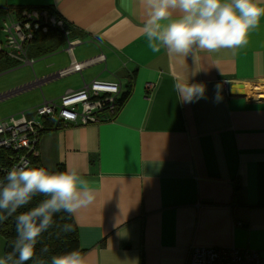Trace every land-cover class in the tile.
<instances>
[{
  "label": "crops",
  "instance_id": "obj_1",
  "mask_svg": "<svg viewBox=\"0 0 264 264\" xmlns=\"http://www.w3.org/2000/svg\"><path fill=\"white\" fill-rule=\"evenodd\" d=\"M0 7L14 17L49 9L69 32V39L55 29L37 34L31 64L9 58L7 72L28 65L33 74L15 78L0 101L35 94L12 114L33 118L44 100L95 79L120 83L121 94L132 85L113 121L47 130L38 144L45 168H77L96 190L73 216L87 264H191L198 248L226 258L250 249L264 259V98L252 97L264 94V19L246 46L197 51L194 61L148 48L139 4L134 14L121 0H0ZM73 64L84 69L57 76ZM188 80L205 86L190 103L175 89ZM5 245L0 235V257Z\"/></svg>",
  "mask_w": 264,
  "mask_h": 264
},
{
  "label": "clouds",
  "instance_id": "obj_2",
  "mask_svg": "<svg viewBox=\"0 0 264 264\" xmlns=\"http://www.w3.org/2000/svg\"><path fill=\"white\" fill-rule=\"evenodd\" d=\"M137 4L145 13L143 35L148 48L153 53L165 50L169 56L191 55L194 61L197 51L212 53L246 46L264 19V0H121V7L133 14ZM175 89L189 103L205 93L203 84L189 80L176 83ZM95 194L77 168L50 172L27 162L13 166L0 181V221L14 217L16 239L13 251L0 257V264L33 260L40 237L55 225L56 214L74 216L93 203ZM38 196L42 199L27 207ZM61 230L70 233L74 229L65 223ZM40 251L47 253V246ZM50 264H87V260L73 250L53 255Z\"/></svg>",
  "mask_w": 264,
  "mask_h": 264
},
{
  "label": "built area",
  "instance_id": "obj_3",
  "mask_svg": "<svg viewBox=\"0 0 264 264\" xmlns=\"http://www.w3.org/2000/svg\"><path fill=\"white\" fill-rule=\"evenodd\" d=\"M49 10L25 9L19 16L4 15L1 19L0 52L17 63L31 64L29 46L37 34L49 30L65 34V22ZM57 28V29H56ZM59 29V30H58ZM78 41H69L73 47ZM101 58V56H100ZM89 63V62H88ZM90 64V63H89ZM83 64L57 73L65 77L72 73L82 72ZM121 85L118 82H107L95 79L85 84L82 89L69 90L58 100H44L33 110L34 117L28 118L26 112L0 120V172H7L21 162L31 165V157H38V144L41 135L48 129L67 128L68 126H88L111 122L121 107ZM52 124L48 126V124ZM220 250L198 248L194 250L191 264H264L260 254L250 249H236L227 253Z\"/></svg>",
  "mask_w": 264,
  "mask_h": 264
},
{
  "label": "trees",
  "instance_id": "obj_4",
  "mask_svg": "<svg viewBox=\"0 0 264 264\" xmlns=\"http://www.w3.org/2000/svg\"><path fill=\"white\" fill-rule=\"evenodd\" d=\"M45 8H42L43 10ZM7 8L0 7V24L1 19L7 13ZM49 10V9H46ZM67 25L65 26V28ZM66 31H68L66 29ZM9 58L4 55V53L0 52V70L2 69V63L8 61ZM132 94V85L128 84V90L121 94L120 97V105H124L129 97ZM52 125V124H50ZM48 125V126H50ZM53 129H48V131ZM31 166L34 167H45L39 157H31ZM64 171L63 168L57 169L55 172ZM51 172V171H50ZM6 176L5 173L0 172V181L4 179ZM42 197H36L32 201V204L27 207H32L37 204ZM25 209H20V211H24ZM55 225L50 228L47 232L43 233L40 237V242L37 244V253L33 260H29L26 264H39L40 261H43L44 264H50L51 257L57 254H64L73 250H78L81 254L83 251L80 248L79 244V235L78 228L75 223L73 216H68L67 213H58L54 217ZM67 223L71 224L73 227V231L70 233H64L61 229L62 226ZM0 235L5 239L6 245L4 250V256L13 251V243L16 239V231H15V220L14 217H9L7 220L0 221ZM47 246L48 252L42 253L40 250Z\"/></svg>",
  "mask_w": 264,
  "mask_h": 264
},
{
  "label": "rangeland",
  "instance_id": "obj_5",
  "mask_svg": "<svg viewBox=\"0 0 264 264\" xmlns=\"http://www.w3.org/2000/svg\"><path fill=\"white\" fill-rule=\"evenodd\" d=\"M1 27V24H0ZM0 37L1 39L4 41V35L0 32ZM12 60H8L2 63V69L0 70V95L2 93L7 92L8 89H10V87L12 86V84L14 83L15 78L22 76V77H29L32 76L33 74V70L31 69L30 66H24L23 69H18V71H9L7 72V67L10 66V64H12V62H10ZM27 68H30V70H28ZM14 72V73H13ZM254 87V86H252ZM261 87V86H260ZM255 88V87H254ZM259 92H263V89L261 88V90ZM248 95V93H247ZM35 96V94H25L21 97H16V98H10L9 100L0 101V120L5 119V118H9L11 116H18L19 114H21L22 112L16 113V114H12L14 113V111L23 106L24 103H26V98H33ZM252 96V95H250ZM261 96V98H264V94H256L252 97L255 98H259ZM62 97V96H61ZM43 103V102H42ZM41 103V104H42ZM40 105V104H39ZM38 106V105H37ZM35 108V107H34Z\"/></svg>",
  "mask_w": 264,
  "mask_h": 264
},
{
  "label": "bare ground",
  "instance_id": "obj_6",
  "mask_svg": "<svg viewBox=\"0 0 264 264\" xmlns=\"http://www.w3.org/2000/svg\"><path fill=\"white\" fill-rule=\"evenodd\" d=\"M248 88H251V87H249L248 85H247V87H246V90H245V92H248V93H255V91H256V89H248ZM251 90V92H249Z\"/></svg>",
  "mask_w": 264,
  "mask_h": 264
},
{
  "label": "water",
  "instance_id": "obj_7",
  "mask_svg": "<svg viewBox=\"0 0 264 264\" xmlns=\"http://www.w3.org/2000/svg\"><path fill=\"white\" fill-rule=\"evenodd\" d=\"M243 86H244V85H242V84H241V85H239V87H241V88H243Z\"/></svg>",
  "mask_w": 264,
  "mask_h": 264
}]
</instances>
